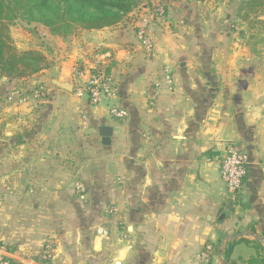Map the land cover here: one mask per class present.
<instances>
[{
	"label": "crops",
	"instance_id": "0c3cea01",
	"mask_svg": "<svg viewBox=\"0 0 264 264\" xmlns=\"http://www.w3.org/2000/svg\"><path fill=\"white\" fill-rule=\"evenodd\" d=\"M203 4L170 0L161 20L141 3L115 25L68 37L38 27L50 45V65L37 74L46 95L9 101L13 81L0 84L1 254L41 264L36 256L52 242L53 264H200L207 243L225 238L219 249L237 240L227 264L261 252L264 52L224 49L218 42L228 37L192 20L188 32L170 29L167 16L182 21L177 11L195 15ZM146 21L151 51L136 35ZM103 58L113 63L112 102L128 111L124 119L110 114L112 102L94 105L74 90L76 68ZM104 125L113 127L109 145ZM229 142L248 155L235 194L220 171ZM210 264H221L220 253Z\"/></svg>",
	"mask_w": 264,
	"mask_h": 264
},
{
	"label": "trees",
	"instance_id": "16d2710c",
	"mask_svg": "<svg viewBox=\"0 0 264 264\" xmlns=\"http://www.w3.org/2000/svg\"><path fill=\"white\" fill-rule=\"evenodd\" d=\"M141 1L0 0V77L9 78L10 82L13 79H25L38 74L50 65L45 53L35 49L20 50L13 44L10 35V24L16 18L21 17L28 23H40L48 27L52 34L68 37L79 28L100 29L115 25L135 10ZM244 1L251 7L262 4L264 0ZM112 66L113 63L110 64L108 70ZM236 242L237 240L229 241L222 251L219 249L222 243L221 239L215 244L207 243V245L211 246V256L215 253H221L222 257L228 261ZM47 243L44 244L42 251L36 256V261L53 264V260L40 257ZM261 249L257 256L251 257L244 264H264V247L262 246ZM9 264L16 263L9 259Z\"/></svg>",
	"mask_w": 264,
	"mask_h": 264
},
{
	"label": "rangeland",
	"instance_id": "374dc122",
	"mask_svg": "<svg viewBox=\"0 0 264 264\" xmlns=\"http://www.w3.org/2000/svg\"><path fill=\"white\" fill-rule=\"evenodd\" d=\"M176 1L185 3L197 0ZM169 2L170 0H142L140 4L146 3L149 7V14L155 15V5H163L166 10ZM205 2L206 4L201 7L202 10L200 9L195 15L188 11H177L178 14L182 13L178 15V18H181L182 21L177 22L175 17L167 16L169 17L167 21L173 23L172 25L170 23V29H180L188 32L191 25L187 24L192 20L194 24L201 23L207 32L212 31L217 36L228 37V40L218 42L224 49L234 51L248 47L255 52H264V1L260 5L251 7L244 0H205ZM204 9L207 11L204 12ZM178 24L180 26H177ZM38 27L41 29L44 26L40 23H28L21 17L13 20L10 24V35L13 44L20 50L35 49L45 53L50 46L48 44L49 40H47L48 37L45 36L44 30H40ZM47 29L49 28L47 27ZM4 78L0 77V84L3 83ZM12 83L15 87L13 92L4 94L7 100L14 102H19V98L27 99L28 102L32 98L34 101L36 100L34 91L39 87L45 88L44 81L37 74L25 79H13ZM223 249L224 247L221 248V251Z\"/></svg>",
	"mask_w": 264,
	"mask_h": 264
},
{
	"label": "built area",
	"instance_id": "2783aa9c",
	"mask_svg": "<svg viewBox=\"0 0 264 264\" xmlns=\"http://www.w3.org/2000/svg\"><path fill=\"white\" fill-rule=\"evenodd\" d=\"M166 14L163 5H155V15L159 19H164ZM137 38L140 44L148 51L153 48L152 32L148 22H144L137 27ZM110 62L105 58L96 61L88 68H76V77L74 82V90L80 97H87L94 104L103 102H112L117 96V82L112 69L108 70ZM165 78L169 85L173 84V75L168 68H165ZM35 98L41 100L46 95L44 87H39L35 91ZM110 114L118 119H124L128 115V111L113 102L110 106ZM84 124L87 125V117L84 116ZM248 155L246 151L236 142H229L225 147V153L220 157V171L222 179L229 193H237L241 190L244 179L247 175ZM75 189L79 193L81 199L85 198V186L82 182L75 183ZM110 213L115 212V208L109 209ZM98 233L107 234L103 228L98 229ZM42 259L53 260L54 247L52 243H47L41 256ZM212 259L211 246L206 245L199 256L200 264H210ZM0 264H9V259L0 253ZM44 264V263H41Z\"/></svg>",
	"mask_w": 264,
	"mask_h": 264
},
{
	"label": "water",
	"instance_id": "95a60500",
	"mask_svg": "<svg viewBox=\"0 0 264 264\" xmlns=\"http://www.w3.org/2000/svg\"><path fill=\"white\" fill-rule=\"evenodd\" d=\"M112 133H113V127L112 126L104 125V126L100 127V135L102 137L103 145H109L111 143ZM242 235H244V233L232 235L231 238H238V237H240ZM256 239L259 240V241L264 242V239L261 238V237H256ZM225 241H226V238L222 240L221 246H223L225 244ZM220 257H221V264H227L226 260L223 259L221 253H220ZM117 264H119V263L117 262Z\"/></svg>",
	"mask_w": 264,
	"mask_h": 264
}]
</instances>
